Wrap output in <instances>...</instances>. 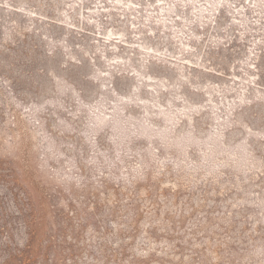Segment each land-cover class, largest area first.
<instances>
[{
    "label": "rangeland",
    "instance_id": "rangeland-1",
    "mask_svg": "<svg viewBox=\"0 0 264 264\" xmlns=\"http://www.w3.org/2000/svg\"><path fill=\"white\" fill-rule=\"evenodd\" d=\"M0 264H264V0H0Z\"/></svg>",
    "mask_w": 264,
    "mask_h": 264
}]
</instances>
